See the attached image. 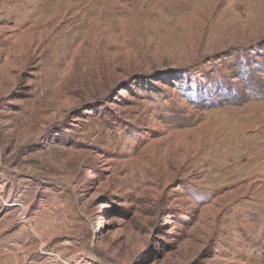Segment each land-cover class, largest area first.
<instances>
[{"label":"rangeland","instance_id":"rangeland-1","mask_svg":"<svg viewBox=\"0 0 264 264\" xmlns=\"http://www.w3.org/2000/svg\"><path fill=\"white\" fill-rule=\"evenodd\" d=\"M0 157V264H264V0H0Z\"/></svg>","mask_w":264,"mask_h":264},{"label":"bare ground","instance_id":"bare-ground-1","mask_svg":"<svg viewBox=\"0 0 264 264\" xmlns=\"http://www.w3.org/2000/svg\"><path fill=\"white\" fill-rule=\"evenodd\" d=\"M75 6H76V5H75ZM99 23H100V22H99ZM217 129H218V128H217ZM240 130H241V129H240ZM216 132H217V131H216ZM242 132H243V131H242ZM201 149H202V148H201ZM197 151H198V149H197ZM246 152H247V151H246ZM246 152H245V153H246ZM246 154H247V153H246ZM246 154H244V155H246ZM242 155H243V154H242ZM255 157H256V156H255ZM0 158H1V157H0ZM256 158H257V157H256ZM230 159H231V158H230ZM230 159H229V160H230ZM261 162H263V160H262ZM232 170H233V169H232ZM13 204H14V203H13ZM13 204H12V205H13ZM5 205H9V201H8V200L5 201L4 206H5ZM10 205H11V204H10ZM1 206H2V205H1ZM219 209H220V208H219ZM217 213H219V212H217ZM217 213H216V214H217ZM216 214H215V215H216Z\"/></svg>","mask_w":264,"mask_h":264}]
</instances>
